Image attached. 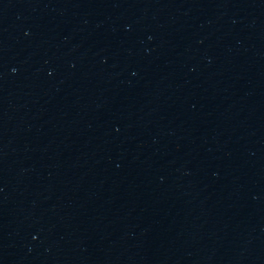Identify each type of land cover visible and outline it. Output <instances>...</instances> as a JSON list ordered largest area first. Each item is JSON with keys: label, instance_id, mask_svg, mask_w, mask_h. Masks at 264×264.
<instances>
[{"label": "water", "instance_id": "1", "mask_svg": "<svg viewBox=\"0 0 264 264\" xmlns=\"http://www.w3.org/2000/svg\"><path fill=\"white\" fill-rule=\"evenodd\" d=\"M0 264H264V0H0Z\"/></svg>", "mask_w": 264, "mask_h": 264}]
</instances>
